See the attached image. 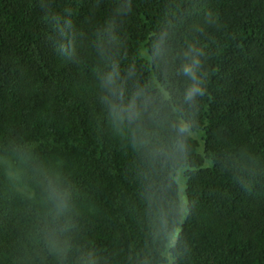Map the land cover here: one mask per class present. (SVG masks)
Returning a JSON list of instances; mask_svg holds the SVG:
<instances>
[{"label": "trees", "instance_id": "obj_1", "mask_svg": "<svg viewBox=\"0 0 264 264\" xmlns=\"http://www.w3.org/2000/svg\"><path fill=\"white\" fill-rule=\"evenodd\" d=\"M0 264H264V0H0Z\"/></svg>", "mask_w": 264, "mask_h": 264}, {"label": "rangeland", "instance_id": "obj_2", "mask_svg": "<svg viewBox=\"0 0 264 264\" xmlns=\"http://www.w3.org/2000/svg\"><path fill=\"white\" fill-rule=\"evenodd\" d=\"M180 176H181V174L178 176L179 182H180V186H181V193H180V195H181V199H182V203H183V209H184L185 208V203H186V197H185V193H184L185 179H184L183 176H181L184 179V181H183V179Z\"/></svg>", "mask_w": 264, "mask_h": 264}]
</instances>
